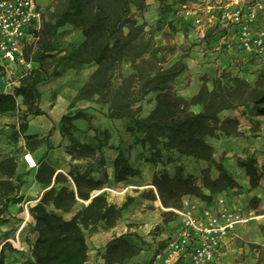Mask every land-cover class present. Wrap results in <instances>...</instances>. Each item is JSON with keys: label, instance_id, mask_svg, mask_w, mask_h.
<instances>
[{"label": "trees", "instance_id": "trees-1", "mask_svg": "<svg viewBox=\"0 0 264 264\" xmlns=\"http://www.w3.org/2000/svg\"><path fill=\"white\" fill-rule=\"evenodd\" d=\"M175 3V0H159V14L168 15L174 11ZM133 5L137 6V12L132 10ZM145 9L144 0H54L43 11L41 26L34 30V39L26 46L27 58L32 60L33 68L19 78L13 92L0 93V113H11L24 105L26 111L19 131L26 140L28 151L33 153L43 143H48L52 131L43 137L27 134L31 121L29 115L46 114L39 105L41 92L38 85L44 79L45 60L56 50L59 29L66 25L78 27L82 30V42L61 59L81 65L96 64L97 68L70 106L80 101L98 100L108 105L109 118L131 119L130 132L133 137L142 134L141 142L151 152L145 160L153 165L161 161L163 150L206 162L201 170V185L192 174L155 172L152 185L156 188V195L145 196L147 199L156 200L157 196L165 207L170 208H179L185 195L211 201L217 193L239 187V183L224 163L215 158V149L208 137L218 132L227 136L238 133V118L221 120L219 114L223 110L252 106L257 114H264V63L240 52L248 57L249 63H262L253 81L238 72L234 74L230 69H223L212 88L203 82L199 91L191 99H186L177 94L176 86L187 65L183 58L167 64L166 56L161 53L162 47L156 42L155 29L147 28V23L140 21ZM180 20L188 27L189 22L183 16ZM123 65H128L130 72L119 75ZM0 69L3 66L0 65ZM152 93L155 105L142 116L139 114L141 106L135 108L134 105ZM193 105H200L201 110L193 111ZM80 114L78 111L61 117L59 131L63 137ZM69 140L72 158L86 160L87 164L83 168L73 166L62 172L40 159L35 179L47 189L29 208L34 220L32 230L37 233L31 246L32 264H86L88 244L85 230L101 223L107 228L114 227L125 210L126 203L119 206L110 202L103 190L111 182L108 173L105 171L102 178L94 177L95 168L90 163L97 159L98 165H105L103 147L107 144L109 148L117 147L109 145L108 141L83 142L74 134L69 135ZM17 166L18 159L14 156L0 159V215L11 205L23 201V196L19 195L23 181L17 175ZM113 166L112 181L115 182L127 181L141 173V169L132 165L120 149ZM239 166L244 168L250 188L259 186L264 169L259 168L256 159L251 156L241 160ZM212 168L218 172L215 177L211 174ZM98 190L102 191L91 196ZM81 203V208L70 219L61 214L73 211ZM261 229L264 231V225ZM132 236L139 237L127 232L107 243L105 264H125L139 254L140 249L130 239ZM0 253V264H3V248Z\"/></svg>", "mask_w": 264, "mask_h": 264}, {"label": "rangeland", "instance_id": "rangeland-1", "mask_svg": "<svg viewBox=\"0 0 264 264\" xmlns=\"http://www.w3.org/2000/svg\"><path fill=\"white\" fill-rule=\"evenodd\" d=\"M146 3V9L142 13L143 18L140 21L147 23V28L155 29L156 42L162 47L161 53L166 56L167 64H172L179 58L183 60L189 56L190 51L193 50L196 45L203 43L208 47L209 43H212L213 47L218 46L215 44V40L210 42H204L206 39L203 33L211 38L215 36H221L223 28L219 22H214L220 13V5H223L230 0H175L174 11L168 15L159 14V0H144ZM43 11H46L51 6L54 0H38ZM187 3L190 6L197 8H204L207 3L214 4L216 6L213 12L212 20H209V16L203 15V22L201 26H196L189 22L188 27L183 26L181 23L182 5ZM132 10L137 12V6L133 5ZM259 25H264V11L260 13ZM211 26L206 29V26ZM175 27L176 30H173ZM190 29L196 35L197 41H191V45L186 42L188 35L182 34L181 31ZM83 40L82 30L73 25H66L59 29L55 46L56 50L45 60L44 64V79L39 83L38 88L41 92L40 104L45 107H53L56 105H64L66 113H76L81 111L78 118L74 120V126H70L66 132V136L63 137L64 146L66 152L70 157L68 171L73 166H79L83 168L87 164L86 160L73 159L71 153V141L69 135H75L79 140L87 143H96V140L101 142L110 143L109 145L115 146L118 143L120 146L122 143L129 144L128 155L129 162L134 166L142 167L141 173L138 176L130 177L127 181L115 182L112 181V185L109 190H105L109 196L114 195L113 199L119 204L126 203L125 210L122 218L118 220L114 227L107 228L102 223L93 226L85 230L87 244H88V260L86 264H105L104 255L106 253L107 243L115 236L125 234L127 232L136 233L139 237L132 236L130 239L132 243L140 249L139 254L141 256L136 258L135 256L130 260H127L125 264H162L155 261L150 252L153 251V244L158 247L161 245V241L166 235L173 231L177 226V217L174 214L172 208L165 207L156 196V200L147 201V197H151L155 194V190L152 186L153 174L160 170H165L171 175L176 174H192L196 178V182L201 185V170L205 167L206 162L196 160L192 157L181 156L176 152L163 150L162 159L156 165L145 160L150 156V150L141 142L142 134L133 137V133L130 132L132 127V120L129 118L112 119L109 118L108 105L100 103L98 100L93 101H80L73 107L70 106L74 96L79 89L84 86L92 77L94 71L97 68L96 64L81 65L61 59L63 55L69 52L73 46H77ZM210 50L219 51L220 53H229L236 51H224L223 49ZM212 48V49H211ZM237 58L242 65L241 70L230 69L232 73L236 74L241 72L243 76L253 81L256 78L258 69H255L251 65H257L258 63H249L248 57L240 52H237ZM237 62V61H236ZM259 63L258 65H261ZM240 65V66H241ZM249 65L251 66L250 68ZM261 67V66H260ZM25 71L15 72L14 68L9 66H3L0 69V93L1 92H13L14 86L10 81L18 80L21 73ZM130 72L128 65H123L122 70L118 74L126 75ZM222 70H218L217 73H211V76H207L204 82L207 83L210 80L212 83L220 74ZM207 75V73H206ZM191 73L187 70L182 74V81H190ZM179 84V79L177 85ZM177 87V86H176ZM177 90V88H176ZM46 98L47 101L43 102ZM97 99V97L95 98ZM21 103V98H18ZM154 104V96L150 94L146 96L142 101L134 105L135 108L141 106L139 111L140 115L145 116ZM243 115L248 114L246 106H243ZM246 108V109H245ZM26 111V107H21L11 113H0V159L8 156H14L20 161L23 153L28 150L26 140L23 134L19 131V125L23 122L22 116ZM259 115V114H258ZM260 116L264 117V114ZM35 117L29 115V119L32 120ZM57 128L59 129V122H57ZM124 130L131 133L128 139H123L121 134L115 133L114 130ZM258 127L253 123L252 128L249 130L251 136L256 137L260 134ZM114 132L113 134L111 133ZM97 135V136H96ZM95 136L97 139H95ZM118 136V137H117ZM261 136L264 137L261 134ZM229 137L223 133L218 132L215 136L208 137V140L213 141L214 149L217 157L221 158L225 167L232 173L237 179L239 187L227 189L221 193L228 196L232 201L246 205V212H251L252 215L257 216L251 219L249 222L241 225L238 228L237 234L229 240L225 247L220 264H264V231L261 227L264 225V174L260 180L259 186L255 189L250 188L249 179L245 174L244 168L239 166L241 160H247L251 156L246 150L242 154H228V148L233 152L235 143L233 140H229ZM112 143V144H111ZM62 146V143H60ZM109 148L107 146L103 147ZM70 149V150H69ZM116 149V148H112ZM106 151L103 152V154ZM228 154V155H227ZM264 154V153H263ZM258 154L254 157L260 169H264V155ZM100 155V154H99ZM38 159V157L35 155ZM40 161V159H38ZM97 163V159L90 161ZM203 163V164H202ZM211 174L213 177L217 176L218 172L215 168H212ZM1 178V175H0ZM102 190H98V192ZM206 193H209L207 189H204ZM97 192V191H96ZM191 198H197L195 195H185ZM182 198V200H183ZM22 202L19 205L14 204L12 208L14 214L9 212V209L0 215V250L3 248V264H32L31 246L34 239V231L32 230V216L24 209ZM85 203V202H84ZM83 203V204H84ZM256 206H254V204ZM86 204V203H85ZM182 204V201H181ZM82 203L79 204L81 207ZM26 214L30 217H27ZM61 214L67 218L70 212H64ZM136 228V231L130 228ZM9 239H13L10 241ZM147 239H152V242ZM1 256V253H0ZM140 260L141 262H136Z\"/></svg>", "mask_w": 264, "mask_h": 264}, {"label": "built area", "instance_id": "built-area-1", "mask_svg": "<svg viewBox=\"0 0 264 264\" xmlns=\"http://www.w3.org/2000/svg\"><path fill=\"white\" fill-rule=\"evenodd\" d=\"M219 8L217 19L223 33L217 49L243 52L264 63V25L258 23L264 0H230ZM215 9L211 3L202 9L185 3L182 16L187 22L201 26L203 15L211 21ZM42 13L38 0H0V65L21 68L25 72L20 77L33 68L26 46L34 39V30L41 26ZM18 80L10 84L15 85ZM22 160L30 170L39 167V160L28 150ZM36 203L27 201L25 211L29 213ZM172 210L177 226L162 239L153 254L155 261L162 264H220L222 253L238 228L257 217L246 212L245 204L236 203L222 193H217L211 201L186 196L181 206Z\"/></svg>", "mask_w": 264, "mask_h": 264}, {"label": "crops", "instance_id": "crops-1", "mask_svg": "<svg viewBox=\"0 0 264 264\" xmlns=\"http://www.w3.org/2000/svg\"><path fill=\"white\" fill-rule=\"evenodd\" d=\"M218 19L216 18L214 22H217ZM211 26V24L209 25ZM208 30V28H207ZM182 34H187L188 38L186 42L188 45H191V41H197V37L193 31L190 29H185L180 32ZM232 33V32H231ZM215 44H218L221 42V36H215V37H209L207 35L206 39H204V42H210L211 40H215ZM207 40V41H206ZM207 42V44H208ZM213 47L212 43L208 44V47L203 45V43L196 45L193 50L190 51L189 56H187L184 59V62L187 65V72L189 71L191 73L190 76V81L183 82L182 81V75L179 77V84L177 85V94L180 96H183L186 99H191L201 88L204 79L207 78V76H211V73H217L218 70H223V69H236L238 71L241 70L242 65L239 63L237 58V52H229V53H220L219 51H212L209 48ZM212 49V48H211ZM213 49H217L216 46L213 47ZM237 61V62H236ZM241 65V66H240ZM255 69H259L260 65H251ZM249 65L248 68L251 67ZM15 69V72L19 71V69L22 71L21 68L19 67H13ZM207 73V75H206ZM240 75H242L241 72H239ZM219 75V74H218ZM207 85L212 88L214 84L208 80ZM154 96V93H152ZM48 98H46L43 102H46ZM155 105V100L154 104L149 110V112L153 109ZM40 107L42 110L46 112L45 115H39L32 119L29 122L28 129H27V134H35L38 135L39 137L47 136L50 131H52V135L49 137L48 143H43L37 150L33 152L34 155L38 157V159L41 160H46L50 164H52L57 171H62L65 172L66 169L69 168L70 164V157L66 152V148L64 146L63 138L61 136V133L59 129L57 128V122L61 119V117L65 114V107L64 105H56L53 107H45L43 104H40ZM243 107V106H242ZM239 107L237 109H228V110H223L220 114L219 117L221 120L227 118V117H236L238 118L240 122V126L238 129L237 134H233L231 136H228L229 140H233L235 143V147L233 152H231L232 149L229 147L228 149V154H242L244 150L249 152V154L253 155V157H257L258 154H263L264 153V137L261 136L264 133V117L258 115L255 110L253 109L252 106H246L247 111L249 112L246 115H243L244 111L243 108ZM245 108V109H246ZM193 111H200L201 106L200 105H193L191 107ZM148 112V113H149ZM147 113V114H148ZM253 123L256 127H258V140H256V137L251 136L250 129L253 126ZM54 126H56L55 129ZM114 132L117 134H121L123 139H128L131 136L130 132L124 131L123 129L120 130V132L117 131V129L114 130ZM114 132L111 131L113 134ZM118 137V136H117ZM213 146L214 143L211 140H208ZM62 143V146L60 145ZM110 144V143H109ZM112 144V143H111ZM48 145L51 146V148H48ZM118 143H115V147L117 149H112V148H103L104 151V157H105V165H98L97 163H92L93 167L95 170L93 171V176L96 178H102L104 172L106 171L109 175V179L111 182L107 184V186L103 190H109L111 185H112V180H113V172H114V161L118 155L119 149L127 152L129 148V144H121L120 147L118 148ZM227 154V155H228ZM128 155V152L127 154ZM264 155V154H263ZM215 158L220 161L221 158L217 157L216 152H215ZM203 162V161H202ZM203 164V163H202ZM206 166V165H205ZM140 169L142 167L136 166ZM37 172V169H28L21 159L18 161V166H17V175L20 176V179L23 181V185L21 187V190L19 192V195L23 196V203H26L27 201H31L32 203L38 202L40 197L42 196L43 192L47 189L43 184H40L37 182L35 179V174ZM120 183V182H119ZM100 192V191H99ZM98 191L93 192L91 196L96 195L99 193ZM108 195V193H107ZM114 195L109 196L108 195V200L110 202L116 203L117 205H122L121 203L119 204L117 201L113 199ZM147 201H149L147 199ZM22 203V206H23ZM86 204L88 201L85 202ZM19 205V204H16ZM15 205H11L9 207V212L11 214H14L12 211V208ZM50 208H53L51 205ZM81 207L79 204L71 211V214L66 218L70 219ZM122 218V217H121ZM32 224H34V220L32 219ZM131 230L136 231V228L131 227ZM37 237V233L34 232V239L33 242L35 241ZM149 242H152V239H147ZM160 246V245H159ZM153 251L150 252L153 256L154 252L157 250L158 246L156 244H153ZM141 254H138L135 256L136 258H139ZM136 262H141L140 260H137Z\"/></svg>", "mask_w": 264, "mask_h": 264}, {"label": "bare ground", "instance_id": "bare-ground-1", "mask_svg": "<svg viewBox=\"0 0 264 264\" xmlns=\"http://www.w3.org/2000/svg\"><path fill=\"white\" fill-rule=\"evenodd\" d=\"M26 216H27V217H30V216H28L27 214H26ZM9 240H10V241H13V239H9Z\"/></svg>", "mask_w": 264, "mask_h": 264}]
</instances>
